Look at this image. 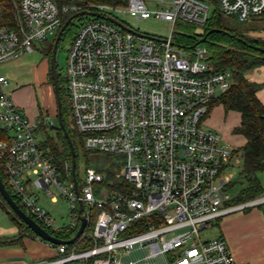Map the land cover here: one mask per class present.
Segmentation results:
<instances>
[{"label": "built area", "instance_id": "1", "mask_svg": "<svg viewBox=\"0 0 264 264\" xmlns=\"http://www.w3.org/2000/svg\"><path fill=\"white\" fill-rule=\"evenodd\" d=\"M215 1L241 22L264 13V0H126L87 8L172 23L168 36L152 39L92 16L72 40L65 80L73 126L87 150L123 157L116 185L107 183L106 172L88 166L77 192L43 145L44 119H32L14 102L10 80L0 71V128L7 133L0 140V166L7 189L59 239H71L75 234H57L76 233L80 217L88 219L71 244L36 235L55 254L32 264H237L224 235L203 238L230 213L257 205L264 211V192L232 203L226 190L232 175L226 171L242 152L235 154L205 125L211 102L232 87L234 72L212 71L207 49L181 48L173 32L178 20L204 27ZM12 2L17 26L0 24V67L33 52L35 41L57 36L64 14L83 10L56 0ZM42 196L66 202V222L43 206Z\"/></svg>", "mask_w": 264, "mask_h": 264}, {"label": "rangeland", "instance_id": "2", "mask_svg": "<svg viewBox=\"0 0 264 264\" xmlns=\"http://www.w3.org/2000/svg\"><path fill=\"white\" fill-rule=\"evenodd\" d=\"M215 6V3L212 2L210 6L211 14L214 12ZM116 17L127 27H130L135 31L159 37L168 36L172 29V23L161 19H137L127 12H121L117 14ZM92 18L93 17L89 15L75 18L69 31L60 40L56 53L57 71L60 79H64L67 74L69 49L71 47L73 33L76 34L83 22H87ZM181 23L187 22L182 20L176 22L173 26L174 36L176 32L180 31L179 25ZM231 23L237 25V27L241 29H246L247 34L251 37L264 40V29L262 28V26H264L263 18H252L245 22H241L236 18H231ZM197 28L199 31L203 29L202 26H197ZM55 38L56 34H49L43 41H35L33 44V52L26 53L20 58L0 67V71L6 74L10 80V85L8 86L7 91L12 94L14 102L32 119L34 118V115L39 112L45 116L44 121L46 127L41 131L42 133H40V137L49 136L50 138H56L59 128L57 101L54 93L52 96V106L49 107L48 110L46 109L47 111L44 108L47 106L46 91L50 85V64L46 53L50 45L54 43ZM203 45L204 43H201V46ZM63 88H66V84ZM64 99L70 105V99L66 92L64 94ZM219 107H215L214 110L217 108L219 109ZM220 133L224 138V141L232 147L230 141L225 139L223 132L220 131ZM235 149L239 151L240 148ZM110 158H114L117 170L119 171L121 169L123 157L97 150L90 151L84 146H80L78 154L79 177L84 181L85 170L88 166L106 172L108 160H110ZM242 172L243 160L236 155L232 158L231 164L226 171V174L232 175L231 183L226 187V190L234 200L232 201L234 204L237 203L236 199L241 195L244 188L247 187ZM258 176L264 187V171L259 173ZM52 189L55 194H57L56 189L54 187H52ZM40 202L54 214L59 223L62 224L67 221L68 206L66 202L63 200L52 202L51 197L44 196L41 197ZM261 208L262 206L257 205L226 215L224 218L216 221L217 223L212 229L203 234V238L211 239L220 235H225L227 238L231 233L229 227L236 224L242 233V237H252L254 240H260L264 229V220H257V217L254 214ZM0 209V264H18L22 263V261L31 264L40 260H49L54 257V249L47 247L43 241L35 237L36 235L26 236L23 239V244L12 243L19 237V228L10 216L2 208ZM88 229L89 228L86 230L88 231ZM261 253L262 252L259 249H256V254L254 256H249L248 253L244 256L251 258L254 263L252 261L247 262L256 264V261L262 258Z\"/></svg>", "mask_w": 264, "mask_h": 264}, {"label": "trees", "instance_id": "3", "mask_svg": "<svg viewBox=\"0 0 264 264\" xmlns=\"http://www.w3.org/2000/svg\"><path fill=\"white\" fill-rule=\"evenodd\" d=\"M56 2L63 6L64 4H78L83 7V10L89 8L91 4H112V5H125L126 0H56ZM215 9L211 14L208 23L199 31L196 25L192 23H181L179 25L180 31L175 33V43L184 49H193L199 43V41L205 37L211 29L215 28L220 31L213 32L206 36V40L203 42L204 47L209 54V64L212 71L229 69L234 72V84L232 87L214 99L207 112V117L212 111L213 107L217 104H222L226 111L234 110L241 113L242 120L239 126H237L233 132L235 134L243 135L247 142L242 146L239 151L236 149L234 153L242 152L243 160V178L247 183V187L244 188L241 195L236 199L238 203L252 200L260 196L264 192V187L261 184L258 174L264 171V103L258 98L257 92L263 86V84L250 81L246 75L253 69L264 66V51L256 50L253 46H261L264 48V40L251 37L247 34L246 29H241L231 23V18L223 14L218 8V4L215 1ZM1 12H0V24H5L11 28L17 26V10L12 0H0ZM76 12H68L63 15L62 26L64 23L72 17ZM264 20V13L253 19ZM72 22L65 29L61 39L69 31L72 26ZM264 29V26H262ZM76 34L73 33L72 40ZM60 43V41H59ZM58 43V45H59ZM198 45H201L198 44ZM54 43L50 45L46 56L51 58ZM50 76L51 72H50ZM59 84L62 98V118L65 126L73 140L76 150V178L81 185L83 180L79 177L78 173V154L79 147H83L82 136L77 132L73 126L72 110L64 99L66 88L63 86L66 84V80L60 79ZM42 128H44L42 126ZM7 139V133L0 128V140ZM44 147L48 148V155L56 163L58 170L62 173V176L69 177L73 180L72 174V153L68 141L64 135L63 130L59 127L56 138H50L47 136ZM67 164H70L71 168H67ZM117 167L114 158L108 160V167L106 169L107 183L114 182V185L118 183L116 177ZM0 175L4 180V174L0 166ZM7 186V185H6ZM8 187V186H7ZM10 191V190H9ZM13 198L19 204V206L27 212L26 208L20 203V201L13 195ZM0 207L15 221L19 228V237L12 243L23 244V239L26 236H35L36 234L30 229L27 224L20 219L17 214L12 210L6 200L0 193ZM28 213V212H27ZM75 234V230H66L57 234L59 237H72Z\"/></svg>", "mask_w": 264, "mask_h": 264}, {"label": "crops", "instance_id": "4", "mask_svg": "<svg viewBox=\"0 0 264 264\" xmlns=\"http://www.w3.org/2000/svg\"><path fill=\"white\" fill-rule=\"evenodd\" d=\"M246 77L250 81L263 84V86L258 90L257 96L264 103V66L257 67L253 69L252 71L248 72ZM46 96H47L46 97L47 106H45L44 108L45 110L46 109L48 110V108L52 106L51 103H52V96H53V90L50 85L48 86V89L46 91ZM215 107H219V109L217 108L214 110ZM216 110H217V113H216ZM38 116L42 117L43 119L45 117L43 116L41 112H39L34 115V118H37ZM241 120H242V116L240 112L234 111V110L226 111L222 104H217L213 107L209 116L206 118L205 124L208 128H211L217 131L220 135H221L220 131H222L223 135L225 136V139L230 141V143L232 144V147L230 144L224 141L225 144L230 146L232 149H235V148H241L247 142L246 138L243 135L235 134L233 132V130L237 126L240 125ZM254 215L257 217V220L258 219L264 220V211L262 208L259 209ZM229 229L231 230V233L229 237L227 238L225 237V238L227 239L229 243L232 253L236 259V263L237 264H247V263L251 264L250 262L252 261V259L244 255L248 253L249 256H254L256 254V249H259L262 252L261 253L262 258L257 260L256 264H264V229L262 231V236L260 240H254L252 237H242L241 236L242 233L240 232L236 224L230 226ZM247 261H250V262H247ZM18 264H29V262L22 261V263H18Z\"/></svg>", "mask_w": 264, "mask_h": 264}, {"label": "water", "instance_id": "5", "mask_svg": "<svg viewBox=\"0 0 264 264\" xmlns=\"http://www.w3.org/2000/svg\"><path fill=\"white\" fill-rule=\"evenodd\" d=\"M83 15H89V16H94V17H104L110 21H112L113 23L117 24L118 26L126 29L127 31L133 32L139 36L142 37H148V38H152V39H158L152 35H147L144 33H141L139 31H135L130 27H127L121 20L117 19L114 16H110V15H103L100 12L97 11H91V10H81L76 12L72 17H70L65 23L64 25L60 28L56 39L54 41V47H53V51H52V55L51 58L49 60V64H50V72L53 78V83H54V92H55V96H56V101H57V118L59 121V127L63 130L64 135L68 141V144L70 146L71 149V153H72V174H73V180L75 183V188L77 190V179H76V150H75V146L73 143V140L65 126V123L63 121L62 118V98H61V90H60V84H59V73L57 71V63H56V53H57V47H58V43L61 40V37L65 31V29L69 26V24L77 17L79 16H83ZM216 31H220L218 29H211L210 31H208V34H211L213 32ZM206 35V36H207ZM206 36L203 37L198 44L203 43L206 40ZM197 44V45H198ZM196 45V46H197ZM179 46V45H178ZM253 48H255L256 50L259 51H264V48L261 46H253ZM78 192V190H77ZM0 193L3 196V198L6 200V202L9 204V206L12 208V210L17 214V216L22 219L27 226L33 230V232L38 235L39 237H41L44 240L47 241H51L55 244H71L73 243L76 239H78L80 237V235L84 232L85 227L87 225L88 219L85 216H81V225L78 229V231L75 233V235L68 240H63V239H59L53 235H51L48 231H46L44 228H42L29 214H27L20 206L19 204L16 202V200L13 198V196L11 195V193L9 192V190L7 189L1 175H0ZM81 209H83V204H81Z\"/></svg>", "mask_w": 264, "mask_h": 264}, {"label": "flooded vegetation", "instance_id": "6", "mask_svg": "<svg viewBox=\"0 0 264 264\" xmlns=\"http://www.w3.org/2000/svg\"><path fill=\"white\" fill-rule=\"evenodd\" d=\"M49 77H50V85L52 86V90H53V93H54V95H55V92H54V83H53V78H52V76H50V72H49ZM56 97V96H55Z\"/></svg>", "mask_w": 264, "mask_h": 264}]
</instances>
